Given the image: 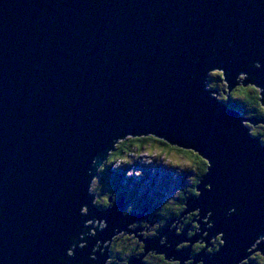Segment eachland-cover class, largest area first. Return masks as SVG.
Listing matches in <instances>:
<instances>
[{
    "label": "water",
    "instance_id": "95a60500",
    "mask_svg": "<svg viewBox=\"0 0 264 264\" xmlns=\"http://www.w3.org/2000/svg\"><path fill=\"white\" fill-rule=\"evenodd\" d=\"M214 71L264 106V0H0V264L89 262L131 224L93 205L92 182L119 141L149 136L207 162L184 214L232 237L208 264H235L264 235V142L246 124L264 119L219 100Z\"/></svg>",
    "mask_w": 264,
    "mask_h": 264
},
{
    "label": "flooded vegetation",
    "instance_id": "af4514ba",
    "mask_svg": "<svg viewBox=\"0 0 264 264\" xmlns=\"http://www.w3.org/2000/svg\"><path fill=\"white\" fill-rule=\"evenodd\" d=\"M195 182L196 180L190 187L193 188V192L188 195H181V198H175L174 203L163 204L165 205L163 207L157 205V200H154V197L147 198L151 201L149 205L147 204L148 200L143 199L146 203L135 204L130 207L129 205L134 196L128 194L129 192L122 193L113 188L102 205L95 204L94 206L98 210L104 211L120 203L124 208L122 211L118 209V212L120 211L122 217L126 218L124 223L129 221V216L131 217V224L135 222H139V224H134L133 227L136 229H129L127 225V227L112 230L111 237L104 243L95 241L90 252V261L81 262L80 264H208L205 258L215 253V250L221 246L220 242L216 239L217 236L209 239L207 228L210 227V224L204 226V222H208V218H204L205 221L201 219L200 213L197 215L199 212L197 210L196 212L195 210L188 212L192 214L189 217L187 216L188 213L184 214L187 210V200L198 195ZM88 220L95 221L98 218L92 217ZM145 222L147 225H142ZM91 224L92 226L86 225L88 229L81 235L83 240L92 238L91 235H94L96 228L101 229L100 226L97 227L95 222ZM198 226L199 229H197ZM143 230L145 233L139 234ZM148 232L150 234L147 235ZM170 237H173L171 242H169ZM177 241L180 243L173 245ZM99 242L101 245H98ZM201 245L203 247H200ZM78 246L85 247L89 244L81 245L80 243ZM95 246L98 248L96 251H94ZM164 246L171 249V251H175V254L166 253L163 250ZM209 248H212L213 252H208ZM202 252L204 257L200 255ZM71 255H73V250L70 249L68 256ZM100 258L104 261L99 260ZM247 261L249 262V259ZM250 263H258L257 258L250 260Z\"/></svg>",
    "mask_w": 264,
    "mask_h": 264
},
{
    "label": "rangeland",
    "instance_id": "374dc122",
    "mask_svg": "<svg viewBox=\"0 0 264 264\" xmlns=\"http://www.w3.org/2000/svg\"><path fill=\"white\" fill-rule=\"evenodd\" d=\"M215 73H217V71L212 72L208 79L211 80V77H215V82L207 83L206 86L208 89L215 91L214 94L219 100L224 101L222 98L229 94H220L218 93V87L213 86L220 84V89H223L220 79L216 78ZM246 124L251 132L256 130L264 133V125L257 124L253 126L248 123ZM170 149H172L170 152L164 153L162 152V147L158 143L150 142L140 151H126L122 158L116 161L113 160L111 163H105L99 171L98 178H95L91 185V194H95L93 205H102L113 188L118 189L119 192L124 188L122 193L129 192L128 194L134 196L129 205L130 207H133L135 204L146 203L143 199L148 200L147 198L151 199L152 197L155 198H153L154 200H157V205L159 207L169 205L171 202L174 203L177 197L181 198L183 191H188L194 180H196V168L190 158V154L193 151L179 149L174 146H170ZM175 149L183 150L187 152V154L180 153ZM104 173L107 174L104 175ZM150 202L151 201L148 200L147 204L149 205ZM107 210L108 209L104 210V212H107ZM82 212L87 214V209L84 208ZM190 215L192 214H187L188 217ZM92 222H95L97 227L100 226V228H103L99 219L95 221L88 220L85 222V225L92 226ZM135 223L128 225V228L136 229L133 226L134 224L138 225L139 222ZM142 225L145 226L147 223L145 222ZM91 233H93V231H91ZM141 233H145V231L143 230L139 234ZM148 234H150V232H148L147 235ZM100 242L98 245H101ZM83 244L84 242L81 243V245ZM96 250H98L97 247ZM256 258L258 264H264V253H252L247 264H253L250 263V260H255ZM241 264H244V261Z\"/></svg>",
    "mask_w": 264,
    "mask_h": 264
},
{
    "label": "trees",
    "instance_id": "16d2710c",
    "mask_svg": "<svg viewBox=\"0 0 264 264\" xmlns=\"http://www.w3.org/2000/svg\"><path fill=\"white\" fill-rule=\"evenodd\" d=\"M221 75H217L215 73L216 78L220 79ZM220 85V84H219ZM218 84L213 85L218 87V93L224 95V90L220 89V86ZM222 98V97H221ZM224 102H226L227 105L230 107L234 108L244 118H254L257 117L260 120L264 119V107L261 103V96H260V91L256 87L250 85L247 87L244 86H238L235 88L228 96H225L222 98ZM252 135L260 137L262 142H264V133L260 131L253 130ZM150 142H155L158 143L162 147V152L168 153L172 149H170V146L165 143L162 140L156 139L154 137H141V138H127L125 140L119 141L115 147L114 151L110 153V156L107 160L106 163H111L113 160H118L124 156V154L127 152H133V151H140L144 148L145 145H147ZM180 153H185L183 150H178L175 149ZM191 162L196 168V185H198L200 179L202 176L206 173L207 171V162L203 160L201 157L198 155L194 154L191 152L190 154ZM196 161V162H195ZM105 170V167H104ZM107 173H104L106 175ZM103 178H105L103 176ZM194 186V187H195ZM122 192V191H121ZM193 192V188H190L188 191H183L181 195H188L189 193ZM184 201V200H183ZM258 264V263H255Z\"/></svg>",
    "mask_w": 264,
    "mask_h": 264
},
{
    "label": "snow or ice",
    "instance_id": "6c2138e0",
    "mask_svg": "<svg viewBox=\"0 0 264 264\" xmlns=\"http://www.w3.org/2000/svg\"><path fill=\"white\" fill-rule=\"evenodd\" d=\"M258 67H260V69H261L262 66H258ZM217 75H219V73H217ZM222 235H223V239H221L219 236L216 237V239L220 242L221 246L215 250L214 255L206 257L205 258L206 261L211 262L213 258L220 256L223 251H227L230 249L232 242H233L231 235L226 231H223ZM255 237H260V240H256ZM262 240H264V235H258V236L252 237L249 240V242L246 245H244L243 248L238 253L233 255V259L235 261V264H240L241 260L244 261V264H247L246 257L248 255V253L252 250L251 248H248V244L253 243V241H255L254 246L260 247L262 245L261 244ZM200 247H203V245H201ZM244 249H246V251ZM208 252H210V253L213 252V249L209 248Z\"/></svg>",
    "mask_w": 264,
    "mask_h": 264
},
{
    "label": "bare ground",
    "instance_id": "6f19581e",
    "mask_svg": "<svg viewBox=\"0 0 264 264\" xmlns=\"http://www.w3.org/2000/svg\"><path fill=\"white\" fill-rule=\"evenodd\" d=\"M214 92V91H213ZM134 177V176H133ZM136 178V177H135ZM105 179V178H104ZM168 184V183H167ZM154 192V191H153ZM82 239V238H81ZM102 243V242H101Z\"/></svg>",
    "mask_w": 264,
    "mask_h": 264
}]
</instances>
